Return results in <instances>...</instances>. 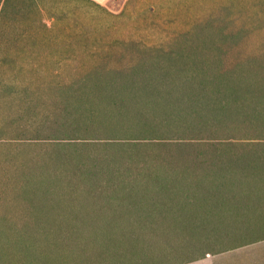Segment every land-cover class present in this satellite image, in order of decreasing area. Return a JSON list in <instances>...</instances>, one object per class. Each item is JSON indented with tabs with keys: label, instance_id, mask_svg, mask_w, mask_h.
<instances>
[{
	"label": "rangeland",
	"instance_id": "rangeland-1",
	"mask_svg": "<svg viewBox=\"0 0 264 264\" xmlns=\"http://www.w3.org/2000/svg\"><path fill=\"white\" fill-rule=\"evenodd\" d=\"M121 1L114 0L111 5L119 10ZM137 3V16L114 15L94 9L83 0L1 3L0 80L8 82L0 87V222L3 225L44 229L48 225L36 221V217L39 213H49L68 215L70 219L58 225L64 230L73 226H81L87 232L93 227L102 228L109 218L108 212L101 208L102 198L112 185L90 183L86 178L101 169L107 156L117 158L115 172L129 170L136 174L133 169L142 168L146 160H152V155L177 161L185 155L212 149V145L226 151L264 149V119L257 117L255 121L252 115L264 111L230 116L223 111L200 109V104L206 105L209 100L214 107L220 101L236 99L237 95L230 90L239 84L259 86L258 94L264 95V0H138ZM132 17L137 19V31L131 30ZM23 30L28 36L37 31L44 36L50 34L52 38H46L42 47L63 54H38L33 52L41 48H23L24 43L35 42L31 37L26 41L16 39ZM24 50L31 52L19 53ZM7 58L11 61L3 60ZM19 66L39 67L38 79L30 78L29 73L15 77L11 67ZM95 73L102 78L81 79ZM160 73L171 75L168 77L171 80L159 78ZM255 73L260 75V81L255 80ZM230 75L235 81L226 82L227 85L220 82L221 76ZM122 82L125 86L117 93L104 89L109 87L108 83ZM133 83L136 87L164 83L202 85L207 92L203 97L175 92L151 105L149 95L141 88L133 92L134 87H127ZM230 85L232 88H228ZM248 87L246 90L253 91L252 86ZM227 88L229 91L223 92ZM24 89L34 93L35 98L20 97L23 92L26 94ZM240 97L245 102L252 99L250 93ZM120 100L124 102L123 112L115 111ZM183 101L187 103L184 110L187 114L214 115L217 120L213 119L212 125L193 129L160 123L165 114L175 120L194 119L186 113H176V106ZM83 105L93 112L83 111L80 108ZM8 111L11 114L5 113ZM63 114H77L76 120L82 124L78 132L61 128ZM91 114H100L95 125L87 119ZM141 118L142 123L135 126ZM150 122L153 129L145 127ZM65 159L75 162H64ZM222 162L227 163L228 158ZM238 162L247 166L251 161ZM234 170L240 169L235 166ZM114 171L109 175H115ZM51 176H58L52 184ZM94 180L100 182L98 178ZM254 214L259 219L247 226L257 234L246 237L257 241L235 249L241 264H254L256 260L263 263L255 250H260L262 256L264 220L255 211ZM80 218L85 222L76 225ZM164 234L150 243L165 252L160 257L171 262L225 249L220 244L206 245L213 241H206L204 235L192 237L190 230L186 233L173 228L170 234ZM239 236L231 235L228 244L240 243ZM59 238L58 253L65 257L58 256L57 264L120 261L114 255L115 250L106 253V249L90 250L87 256L79 257L75 255L78 248L71 234ZM36 242L40 248H46L44 238ZM4 252L3 258L7 260H16L18 256L12 255L11 247Z\"/></svg>",
	"mask_w": 264,
	"mask_h": 264
},
{
	"label": "trees",
	"instance_id": "trees-1",
	"mask_svg": "<svg viewBox=\"0 0 264 264\" xmlns=\"http://www.w3.org/2000/svg\"><path fill=\"white\" fill-rule=\"evenodd\" d=\"M3 1L0 0V5ZM19 53L30 54V51L24 50ZM6 54H11V52ZM3 60L11 61V58ZM39 69L35 66H19L11 67V72L15 77L29 73L30 78L38 79ZM255 74L257 75L255 80L260 81V75ZM92 76L102 78L95 73L94 75L86 74L81 79L90 80L93 78ZM161 76L164 77L163 80L165 81L171 80V78H168L171 75L160 73L159 78ZM148 77L152 76L149 75ZM243 79L245 78H237L236 80ZM5 80H0V87L4 83H8ZM220 80L223 84L235 81L232 75L221 76ZM106 86H109L105 88L103 86L105 90L107 89L106 91L117 93L125 85L124 83H108ZM136 86L133 83L127 87H134L133 92L137 88H141V91L149 95L151 105L157 103L160 98H168L175 92H180L183 96L197 95L200 97L206 95L207 92L202 85H175L172 83L171 85H165L164 83L162 85L146 84L143 87L142 85ZM231 86L233 85L228 86V88H232ZM248 86H252L253 91L246 90L250 89ZM248 86L239 84L237 88L230 90L231 93L237 95L234 100L227 99L228 102L226 103L220 101L214 107L212 106V100H209L206 105L200 104L201 111H204V109L223 111L222 113H227L230 116L252 114L255 111L259 112V110L260 112L264 111V95L258 94L261 87L253 84ZM228 88L221 91H229ZM262 89L264 90V87ZM25 92L26 94L23 92L20 97L35 98V94L31 91L28 92L27 90ZM245 93L252 95L249 102H245L240 97ZM255 97L257 98L256 101ZM84 102L85 100H83V104ZM186 104L185 101L180 102V105L175 108L176 113H186L184 111ZM198 105L199 103L196 104V106ZM80 108L83 111L93 112L84 105ZM115 109V111L123 112L124 102L120 100ZM187 115L194 117V114ZM252 115L255 121L257 117L264 119V114ZM62 117L64 118L62 124H60L62 129L67 130L68 128V130L72 129V131L78 132L82 124L79 121L77 122V114H63ZM99 118L100 114L87 116V119L93 125ZM213 119L217 120V116L195 114L194 119L191 120L180 118L175 120L165 114L162 116L160 123H166L174 127L186 126L193 129L212 125L211 121ZM141 123L142 118L141 122L135 123V126ZM153 125L150 122V125H145V127L153 129ZM0 142H2L1 138ZM212 147V149H208L209 152L205 150L200 153L189 154L190 156L185 155L181 159H176L177 161L152 155V160L150 162L146 160L147 162L142 168L135 167L133 169L137 172L136 174H132L129 170L115 172L117 158L112 155L107 156L106 159L102 160L101 169H98L95 175H88L86 178L90 183L96 181V183L105 182L112 185L110 191L107 194L105 193L102 198L101 208L108 212L106 215L109 217L104 221L106 224L99 229L93 227L90 232H87L81 226H73V228L64 230L59 228L58 225L68 221L70 219L68 215L50 216L49 213H39L36 217V221L48 225L44 229H31V227L19 229L14 226H5L0 222V264H57V261L60 260L58 256L65 257V255L58 253L60 250H58L57 243L61 244L59 237L67 235V233L73 236V240L79 249H77L75 255L79 257L87 256L92 252L90 250L96 249H102L103 251L106 249V253L115 250L114 255H118L120 261L114 264H186L200 259L201 256L191 260H174L177 262H171L166 257H160L164 256L165 252H161L150 241L160 236V234H170L173 228H177L178 232L183 231L186 233L190 230L192 237L204 235L206 241H213L206 245L216 246L220 244L225 247V249L220 250L253 244L257 240L253 241V239L247 238L257 234L252 233L251 228L247 226L252 225L253 222L259 219L255 214L253 215V212L255 211L259 216H263L264 220V149L248 152L246 149L243 151H226L218 148L219 146L212 145ZM69 155H64V157L68 158ZM226 158H228V162H222ZM243 160L251 162L247 166L238 162ZM71 161L75 162L74 159L64 160V162ZM235 166L240 170H234ZM113 171L115 175H109V172ZM248 171L249 173H245ZM106 172H108L106 175H102ZM42 173L44 174V172ZM40 175L42 174L40 173ZM57 177L51 176V184L57 181ZM97 178L100 182L94 180ZM175 218L176 221H174ZM80 219L75 222L76 225L79 222H85V219ZM246 231L248 232L245 233ZM234 234L240 236L243 234L241 238L239 236V240L242 239V241L229 245V239ZM43 238L47 241L46 248H40V244L36 242ZM245 238L247 240L243 242ZM80 239L85 241H79ZM10 247L12 255H18L16 260L11 261L3 258L2 254ZM99 264L102 263L99 262Z\"/></svg>",
	"mask_w": 264,
	"mask_h": 264
},
{
	"label": "crops",
	"instance_id": "crops-1",
	"mask_svg": "<svg viewBox=\"0 0 264 264\" xmlns=\"http://www.w3.org/2000/svg\"><path fill=\"white\" fill-rule=\"evenodd\" d=\"M83 1L88 3L94 9H103V10L109 11L110 13H112L114 15H128L129 14V15L133 16L134 14H136V16H137V10L139 7V4L137 3L138 0H123V1H121V5H120L119 10H116L112 6L113 5L112 3L114 2V0H83ZM51 22L47 21V23H49V24ZM129 23L131 24V30L132 31L136 30L137 25H138L137 19L132 17L131 20L129 21ZM42 24H46V22L42 21ZM18 32L20 33V30H18ZM21 32L23 34H17L15 36L16 39H24L26 41L31 37L35 40V42L32 43L33 45L30 44L31 42L30 43H24L22 46L23 48L27 47V46H29V47L34 46L36 48H41L42 50H38V51L33 52V53H38V54H63V52H61V51L50 50L49 48L42 47L45 44L46 38H49V37L52 38L50 36V34H49V36L47 34L44 36L40 31H37V32H35L36 33L35 35L28 36L26 30H23ZM29 51L31 52V50H29ZM8 97L9 96H7V99H8ZM5 113L11 114L10 111L5 112ZM237 248H239V247H237ZM237 248L228 249V250H220V251H206L204 253V255H201L200 259L193 261V262H190V263H186V264H241L239 259L237 258V254H235V253H237L235 250ZM255 252H256L257 256H260L259 259L263 260L262 264H264V251L262 252V256L260 254V250H255ZM254 264H261V263L256 260L254 262Z\"/></svg>",
	"mask_w": 264,
	"mask_h": 264
}]
</instances>
